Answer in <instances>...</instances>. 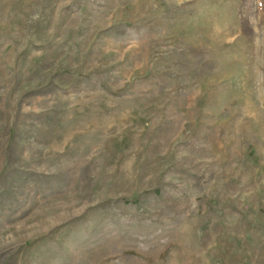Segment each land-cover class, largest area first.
Wrapping results in <instances>:
<instances>
[{
  "label": "rangeland",
  "instance_id": "1",
  "mask_svg": "<svg viewBox=\"0 0 264 264\" xmlns=\"http://www.w3.org/2000/svg\"><path fill=\"white\" fill-rule=\"evenodd\" d=\"M0 264H264V0H0Z\"/></svg>",
  "mask_w": 264,
  "mask_h": 264
}]
</instances>
